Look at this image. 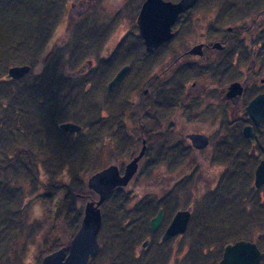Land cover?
<instances>
[{
  "label": "rangeland",
  "instance_id": "rangeland-1",
  "mask_svg": "<svg viewBox=\"0 0 264 264\" xmlns=\"http://www.w3.org/2000/svg\"><path fill=\"white\" fill-rule=\"evenodd\" d=\"M65 1L69 2L77 0ZM90 1L94 5H91L90 11H85L84 13L87 14L79 20H77V18H75L73 14L71 15L69 20L66 19V11H63V14L60 17V11H57L58 15L56 13L57 16H55V20V12L54 14H51L49 16H47L46 14L37 15V13H39L40 11L42 12V14H44V11L42 10H44L46 6H51L52 2L53 5H59L61 0H31L30 8L33 9L34 16L37 15L34 19L33 24H56L55 26H57V28L55 31L58 30V32L60 30L59 26L60 24H62V22L63 24L70 25H68V29H64L62 33L59 34L57 39L52 43L50 48L52 49L51 51H42L40 54H38V56H34L33 59L31 58L32 62L27 63L28 65H30V70L27 73L28 75L25 74L17 81V83L14 81H10L7 85L11 89L9 92L11 94L13 93V101L15 94H17V97L15 98L16 101L19 102L18 110H21L24 114L26 113L25 117H22V119H17V121L19 120L17 124L20 127V134H34L32 136L34 140L32 142L30 141V144L24 143L21 144V146L23 145L24 147H26V149L30 150L31 156L29 162L30 165L35 164L36 169L38 170V179L33 176L36 180L34 181L35 184L33 194H30L29 185L31 181V175L27 170L28 166L21 164L20 160L22 159L19 158V156H16L14 158L15 164L13 167V164H11L12 162H9L13 159L11 139H3L5 141H2L3 147H1L0 157L4 160V163L8 164L9 162V168L6 169L7 164L4 165L3 168H0V189L9 186L10 189L19 188V190H22L24 194H26L23 197L24 200L21 207V216L24 221H21V223H19L18 221V223H16L17 225L14 224V229L9 230L10 233L9 235H7V239L5 240V242L7 243L0 246V264H38L37 262L40 259L39 253L42 251L41 248L43 245H45L46 243L51 244V242L57 243L58 241L66 243L68 239H71L72 235L75 233L74 231H71L72 228L70 227L72 226V222L76 219L74 215H76L80 208L83 210L84 203L90 200L88 199L86 201H74L73 199H63L65 191L60 187L61 185H59V182L63 183V180L65 183L69 182L70 174L66 172L65 168V172L63 171V165L60 166V159L50 158L51 162L47 164L49 167H52L50 168V171H54L53 176H51L50 173L47 172L49 167L46 165L45 161H43V163L41 162V160H47L48 157H50H47L45 153H42V151L45 150L42 148H44L47 143L52 148L54 146L58 147V151H60V153H63V139L67 138V136L63 135V133H57L56 129L53 128L54 126H52V129L49 128V124L52 122V120L46 117V109L49 107V103L51 101H49L48 97L42 96V92H39L46 89L47 85L45 84V79L49 81L48 84L51 85V91L55 94L56 97L57 105L55 112H59L60 115L62 113L63 117H67L64 118V122L70 121L80 125V133L85 134V132H87L83 124L86 122V119H91L92 116L88 114L89 112L94 113V116L97 118H99V116L105 118L110 113H112L110 107L113 106L116 109L120 110L123 107V101L126 100L128 103L124 108L123 121L126 126V133L132 134V132H134L136 129V123H133L134 118L132 117L131 107L142 100L141 91L143 87L145 86L148 79L156 75L158 71L156 68H154L151 72H149V74L147 73L145 75V78H140V80L135 83L137 87H140V90H135L130 87V92L128 93V95L126 93L128 91L126 90L128 88L127 82H130L131 79H134V74L130 75L131 72H126L121 81L113 87L110 93L102 88V86L104 87V84H106V82L108 83L116 70H118L123 65L121 62L122 57L120 55L123 53L119 51L116 53V55H114V51L121 38L126 34L125 29L128 28L126 24L131 23L132 19L130 20V10L128 7V5L131 3V0H100L101 3L100 5H98V7L95 3V1L97 0ZM15 2L17 3L18 0H0V27L7 26L6 24L1 23H5L9 19H16L15 12L12 11V9L16 7ZM85 2H87V0H85ZM128 2L130 3L128 4ZM229 2H234L235 4L240 5L236 8L235 4L229 5ZM249 5H254V7L250 9ZM261 10L264 11V0H199L196 6L192 8L190 13H188L187 15L185 14L184 16H181L179 18L178 24H250V22H252L253 20H256L257 24H264V12L262 13ZM246 11H248V13H246ZM52 19H54V23ZM77 24H81L80 31L78 32L76 30ZM110 24H116L115 29L109 36L108 40H106V42L104 41V44H107L105 50L101 48L98 51L97 47H100L99 45H101L102 41L104 40L102 30H105V25ZM13 26L14 25L12 24H8L7 29L9 30L13 28ZM77 34L78 36H76ZM94 42L99 45L95 44ZM132 59H134L133 55ZM151 59L152 58H149L145 62L148 63L151 61ZM165 60L166 58L163 61ZM4 65V62L0 61V79L2 78V75L6 73V70L9 67V65L3 67ZM81 69L87 70L83 71V73H78V70ZM164 77L166 78L168 77V75H165ZM43 79L44 84L42 85V87H35L39 85L38 83ZM23 84L26 87H32L31 89H29L30 92H25V89H27L28 87L25 88ZM169 85L171 84L168 82L167 86ZM7 94L4 95L3 93L2 95H0V124L2 121L4 122L3 116L8 115L9 111L13 112V108H11L10 106L8 107V101L10 102V98ZM48 94L50 93L48 92ZM151 95H153V93H150L148 95V102L149 100H152L153 96ZM143 104H145L144 101ZM15 107L17 108L18 106ZM15 107L14 110L16 111ZM175 116L176 114L173 115V118ZM143 120L147 123V120H149V118L146 119L144 116ZM115 127L118 128V126ZM120 127H122V123ZM121 129L124 131V127ZM8 132L10 131L8 130ZM185 132H189V128H185ZM228 132L230 133V131ZM76 136V134H73L68 138L76 140V138L78 137ZM229 137L231 136L229 135ZM115 138L119 139L118 136ZM152 140L155 141L153 142V145L150 148L148 154L144 156L141 167H139V169L141 168V171L143 170V172H145V169H143L142 167L144 166V163L147 162V158H150V160L154 159L158 152L157 149H159L157 146L158 140L155 137ZM186 141L188 140L186 139L184 142ZM56 143H58L59 146L56 145ZM231 143L236 144L237 141H232ZM4 144H7V146ZM115 148L116 142L114 141V139H108L105 141V144L101 147L99 155L100 167H105L106 163H108L112 158L116 159L114 160V164L120 166V168L122 164L127 161L128 157L119 156ZM247 148L248 145L243 151H241L239 156H236V154H234L233 156H236V159H242L243 162H246V172H252V175L249 178L250 184H247V189H245V192H242V186H240L239 184H236L235 187V184H231V182L227 183L236 188V192L238 194L235 198H233L234 200L238 197L240 200L242 197H244L245 199L244 201L247 206L244 208L243 216L251 215L250 217L252 218V220H257V214H255L257 212H255L252 205V203L255 201L252 200L251 197H259L260 200L264 201V186L254 188V169L257 164L255 162L254 165L252 158L247 156ZM75 157H77L76 154L75 156L69 155L67 158V162H69L71 159H75ZM196 157L197 160L195 161V163H197L200 168L197 169L198 171L193 173L192 180H190V182L186 184L185 187L187 188V191L178 193L182 198L180 199V201H178V209L189 208L191 210V218L187 227V232L180 237L176 245H171L173 246L171 248L174 251L175 256H178V259H180L181 261H186L187 263L190 261L189 257L186 256L187 246L189 245L190 248L193 242L196 243V241L198 240L197 235L201 232L202 229L198 228V226L200 225L199 222L202 220L200 216V212L203 211L202 205L203 203L205 204L210 202V200L206 199L209 194L217 193V178L220 176V174L223 171L229 173L232 168V163L224 165L221 163V161H216V159L213 160L210 156L209 151L203 154L200 153V155ZM258 157L255 158L257 159ZM234 158L235 157L231 159L234 160ZM55 161L56 164H52ZM187 166L188 165L185 164V166H183L182 168ZM165 168V164H158L155 166L150 176L146 177V175H141V177L138 178L137 181H135L136 175L132 177L131 182L138 183L139 186L133 187L131 186L133 184L132 183L130 186H128L129 188H127V191L131 192L129 204L130 207H132L138 199H141L147 193L151 192L161 196L164 195L168 189L174 188V185L177 181L183 179L185 175L189 174V171H187L186 173L180 172L178 170L169 173L165 171ZM163 178L166 179L165 183L164 181L161 183ZM205 178L207 179L206 182H204ZM54 180H56V183L49 185V181L52 182ZM221 187V189L218 190V193L222 197L223 201L228 200L226 204L233 203V199H231L232 201H230L227 198V193H225L227 187L224 184ZM253 189H257L259 190V192H252ZM27 194L29 195L28 197L26 196ZM2 201L3 200H1L0 198V220L4 219L2 217V215L4 214V204L2 203ZM213 201L214 200L211 201L212 204L215 203ZM172 207L170 206V209ZM67 209L70 211L73 210V212H69ZM176 210L177 209H172L171 211L175 212ZM231 211L232 209L230 210V212ZM230 212L229 216L235 214ZM241 214L242 212H238L237 214H235V216L240 217ZM242 220V217L238 218L237 230H239V228L241 227ZM221 221L223 223L225 222L226 226H234V224L229 220L221 219ZM109 223H106L105 228L103 227V229L101 230V234L104 233L103 237L101 238L103 240L105 239L107 242L106 250L104 245H102L104 248H102V246L99 247L98 253L93 258L94 264H112L113 261L115 264H122L119 261V256H117L118 249H116L117 257L113 255L112 251H110L109 249V237L112 236L111 232L108 231L110 226ZM125 224H127V222H124V225ZM0 226L2 227V223H0ZM1 227L0 236L3 231H1ZM202 231V233L204 234L207 232V229L203 228ZM130 233L132 232L130 231ZM133 233L138 234V230L136 231L134 229ZM239 235H242V237L251 235V241L255 242L258 248L264 251V225H255L251 229L246 230L243 234ZM208 237H211L213 243L206 248V250L209 249L210 251H205V253L203 254L205 255V257L206 255L210 254L209 256H211L212 258V254H216V251L218 249V244L214 243L217 242L216 240L218 238L215 233L208 235ZM232 237L233 233L230 238ZM204 238L202 236V241L204 240ZM130 241H132V246L141 249L140 241L137 238H133L131 234ZM101 242L104 243L102 240ZM165 245H167V243ZM152 250V248H147V250L144 251H148L151 253ZM156 250L157 248L156 246H154V251ZM150 256L151 255H149L148 257L150 258ZM203 256L200 255L199 258H202ZM111 258H113L114 260L112 261ZM192 260H194V255L192 256ZM205 262H208V264H213L212 259L211 263L208 259H206ZM195 263H197V261H195ZM124 264H126V262H124ZM260 264H264V260L261 261Z\"/></svg>",
  "mask_w": 264,
  "mask_h": 264
},
{
  "label": "flooded vegetation",
  "instance_id": "flooded-vegetation-1",
  "mask_svg": "<svg viewBox=\"0 0 264 264\" xmlns=\"http://www.w3.org/2000/svg\"><path fill=\"white\" fill-rule=\"evenodd\" d=\"M143 1L144 0H131V3L128 2V4L130 3L128 5L129 9L130 6L133 7V5L135 9H130L129 17L130 20H132L130 24H126L129 29H125L126 34L121 38L117 47H115L116 52L114 51V55L121 51V53L131 61V64L124 63L122 65L128 66L126 72H131L130 75L134 74L143 79L145 75L147 73L149 74L154 68L158 70L156 75L148 79L141 91L146 95V99L143 100L145 104H143L141 100L135 105L137 106L140 103L146 105L150 93H153V95H151L153 96L152 100H149L150 103L156 100L157 102H161L167 95L168 98H170L172 104L171 109L164 114L162 111L163 116H150L147 123L144 122L143 125L145 127V137H155L158 140V151H160L162 146L165 130L170 131V133L167 134H169L171 138V145L182 149L184 160L182 165L176 170L186 173L189 171V174L185 175L183 179H180L176 183L180 181L183 182L186 179V183H189L190 180H192L193 173L200 168L199 165L195 163L197 160L196 156L200 155V153H207L208 151L213 160L216 159V161H221V163L225 165L231 163L229 157L232 156V158H236V156H239L241 151L248 145L246 150L247 156L252 158L254 165L255 162L258 165L260 161L264 160V158H261V156H264V107L258 121L255 123L254 119L247 113V106L255 98L260 99L258 101V104H261L260 106L264 104V24H257L256 20H253L250 24H178L179 18L190 13L192 8L198 3L199 0H197L192 7L177 16L174 24L170 25L171 37L166 42L159 44L153 51H147L143 38L139 36L136 24V17ZM89 2L88 0L87 2H85V0L65 1L63 11H66V19L69 20L72 14L77 20L85 16L87 13L84 12L90 11V6L94 5L90 0ZM95 3L98 7L101 1L97 0ZM234 4V2H229V5ZM239 5L240 4H235V7L237 8ZM252 6L254 7V5ZM261 12L263 13L264 11L261 10ZM68 25L70 24H63L62 22L59 26V32L58 30L55 31L57 28V26H55L49 38L48 46L45 48L46 52L52 50L50 49L52 43L64 29H68ZM115 25L116 24L105 25V30H102L104 40L101 45L94 42L100 46L97 47L98 51L101 48L105 50L107 44L104 43L112 34ZM80 28L81 24H77V32L80 31ZM76 36H78V34ZM132 55L134 59H132ZM149 58H152V66L150 68L147 67L148 64L144 61H147ZM165 58L167 60H165L166 62L163 61ZM137 60H140L139 64H136ZM81 70H78V73H83V71L87 69ZM118 70H116V72ZM126 72L124 74H126ZM165 75H168V77L165 78ZM18 80L19 79L13 80L7 78L5 73L2 75L0 82L9 83L10 81H14L17 83ZM167 81L171 85L167 86ZM106 84H104V87L102 86L105 91H107ZM133 89L136 90L134 87ZM137 90L140 89L138 88ZM129 91L130 89L128 88L127 92L129 93ZM15 106L18 105L14 103L13 116L10 121L5 122L4 120V122L2 121L0 124V152L1 147H3L2 141L11 139L13 159L9 162H12L11 164H13V166L15 164L14 158L19 155L20 149L27 151L28 155L31 156L30 150L28 151L26 147L23 145L21 146L23 143H20V135L23 137L25 136L31 142L34 140L32 137L34 134H20V127L17 124L19 122V120L17 121L19 117L16 116V114L19 113V106L17 108ZM146 114L147 112L145 115ZM174 114H176V116L173 118ZM62 122L63 120L56 119L54 123L52 120L49 124V128L52 129V126H54L53 128H55L56 131L58 129L60 132H63L59 129V124ZM245 126H250L251 133L249 137L243 134V128ZM185 128H189V132H185ZM8 130L10 132H8ZM228 131H230V133ZM195 135L205 138V145L203 147H199L198 144L195 143L193 139ZM229 135L231 137H229ZM183 139L184 141L187 139L189 142H184ZM142 141L145 142V138L141 139V145ZM232 141H237V143L232 144ZM4 145L7 146V144ZM137 153L138 152L127 159V161L122 164L121 168L118 166L120 174L123 173L126 163L137 155ZM234 154H236V156H233ZM25 155L27 154L25 153ZM144 156L145 151L138 161L137 169L142 163ZM255 157L258 158L256 159ZM9 162L8 164L4 163V160L0 157V168H3L6 164L9 165ZM185 164L188 166L182 168ZM231 165L232 168L235 167V163ZM223 173L224 171L217 178L218 185L220 184V177ZM206 181L207 179L205 178L204 182ZM261 186H264V184ZM254 188L256 187L254 186ZM189 211L191 218V210L189 209ZM175 212L171 211L164 213L162 209L160 224L154 231H150L148 223V229L153 236L148 234L144 239L139 240L141 249L135 246L130 247L131 261L128 264H134V262L141 259L146 261L150 258L153 259L156 264H193V255H190V253L192 252L191 249H196L197 247L194 248L190 246L189 248V245L187 246L186 256L190 259L188 263L178 259L179 257L175 256L171 248L173 247L171 245H176L180 237L187 232V228L182 234H177L161 241V237ZM143 242H146L145 246H142ZM166 243L167 245H165ZM154 246L157 248L156 251H154ZM207 247L208 246H205L203 249L199 247L202 251H200L201 256L204 255L203 253H205V251H210L209 249L206 250ZM147 248L153 249L151 253L144 251L147 250ZM221 254L222 250L220 252L218 247L216 254H212V258L209 256L210 254L206 255V257L204 255L202 258H199L201 263L197 264H208V262H205L206 259H208L210 263L212 259L213 264H218ZM149 255H151L150 258L148 257Z\"/></svg>",
  "mask_w": 264,
  "mask_h": 264
},
{
  "label": "trees",
  "instance_id": "trees-1",
  "mask_svg": "<svg viewBox=\"0 0 264 264\" xmlns=\"http://www.w3.org/2000/svg\"><path fill=\"white\" fill-rule=\"evenodd\" d=\"M3 1V0H2ZM175 1V0H172ZM16 3V2H15ZM31 0H18L16 3V7L12 9L13 12H15L16 19L12 20L9 19L5 23L1 24H12L14 25L13 28L7 29V26L5 27H0V61L4 62V66H10L11 65H20V64H27L32 62V59L34 56H38L42 51H45V48L48 46L49 38L54 30V26L56 24H33L34 19L37 15H51L54 14V19L55 16L58 15L57 11H60L59 17L63 14V6L65 4V0H61L59 5H53V2L51 6H46L44 8V11L42 12L39 11L36 16H34V11L31 9ZM252 5H250V9H252ZM135 9L134 5L133 7L130 6V9ZM30 9V10H28ZM129 9V10H130ZM131 11V10H130ZM57 13V15H56ZM248 13V11H246ZM52 19V21L54 20ZM56 20V19H55ZM51 21V22H52ZM54 23V21H53ZM10 28V26H9ZM122 57V64L124 63H129L131 64V61L128 60L123 54H121ZM32 58V59H31ZM126 59V60H123ZM146 61V60H144ZM140 60H137L136 64H139ZM151 61L148 62V68H150ZM52 71V70H51ZM28 75V74H27ZM145 75V74H144ZM141 77L134 75V79H131L130 82H127L128 88H140L136 87L135 83L140 80ZM142 79V78H141ZM47 82V83H46ZM49 81L45 79V84L46 89L44 91H39L42 92V96L48 97L49 101H51L49 104V107L46 109V117L50 118L51 120L54 121L57 118V120H63V114H59V112H55L56 110V97L55 94L52 93L51 91V85L48 84ZM9 83L7 82H0V95L4 93V95L7 94L8 90V97L10 98V102L8 101V107L10 106L13 108L14 103H16L19 106V102L16 101L17 94L14 96V101L12 99L13 93L11 94L9 91L11 90L9 86H7ZM25 84V83H24ZM23 84V86H24ZM39 85L35 87H42L44 84V79L38 83ZM27 88L26 86H24ZM32 88V87H31ZM30 86L25 89V92H28L29 89H31ZM128 88L126 90H128ZM38 89V88H36ZM27 90V91H26ZM30 92V91H29ZM48 92L50 94H48ZM130 92V91H129ZM60 93V91H59ZM128 95V92H126ZM21 94V93H20ZM141 97L142 101L146 99V95H144L141 92ZM124 100V99H122ZM13 102V104H12ZM128 102L126 100L123 101V107L118 110L115 107H110L111 112L107 117L102 118L99 116V118L94 116V113H88L92 117L91 119L88 118L86 119V122L83 124L86 131L85 134L76 132V133H68V132H60L57 129V133H63V135L67 136L66 139H63V153H60L58 151V147L54 146L53 148L49 146L47 143L46 146H44L45 149L42 151V153H45V155L50 156L48 157L47 160H41L45 161L46 165L51 162L50 158L53 159H60L61 164L60 166L63 165V171L68 172L70 174V181L65 183L63 180L62 182H59L60 187L63 188L65 191V195L63 199H73L74 201L76 200H81V201H86L88 199H95L96 195L86 187V182L85 179L88 177L90 174L94 173L95 171L100 170L103 167H100V151L101 147L105 144V141L108 139H114L116 142V148L115 150L117 151V154L119 156H127L128 159L132 157L133 154H135L138 151L139 146H141V139L145 138V155L148 154L150 148L153 145V142L155 140L154 137L146 138L144 135L145 132V127L143 125L144 123V116L145 118H149L150 116H156V115H162L166 113L169 109H171L172 104L170 98H168V95L164 97L161 102L154 101L152 103L148 102L147 105H143L140 103L139 105H133L131 107L132 109V117L134 118L133 123H136V129L132 134L126 133L125 131V123L123 121V116H124V108L127 106ZM10 104V105H9ZM153 104V107H152ZM21 105V103H20ZM99 110V109H98ZM101 110V109H100ZM147 112V117L145 113ZM154 112V113H153ZM26 114V113H25ZM24 113H22L21 110H19V113L16 114V116L19 117V119H22V117H25ZM8 116V117H7ZM13 116V112L9 111L8 115L3 116V120L5 122H9L11 117ZM21 116V117H20ZM163 116V115H162ZM85 117V116H84ZM79 122V121H78ZM122 123V127L121 126ZM124 123V125H123ZM82 125V126H83ZM115 126H118L116 128ZM124 127V131L121 129ZM164 136L162 139V148H160V151L157 152L156 156L154 159L147 158V162L144 163V166L142 167L145 169V172L143 170L141 171V168L139 169L138 167L135 175V181L138 180V178L141 177V175H146L150 176L151 173L153 172V169L155 168L156 165L158 164H165V171L167 172H173L176 171L178 167H180L183 163V156H182V149H179L177 146H172L171 145V138L169 136L170 131L165 130L164 131ZM76 134L77 138L75 139H70L68 137H71V135ZM119 137L115 138V137ZM20 143H28L30 144V140L26 138L25 136L23 137L20 135ZM56 145L59 146L58 143ZM79 151H78V150ZM19 151V158L21 164H24L28 166V171L29 174L31 175V181L29 185V193L33 194V189H34V181L38 179V170L36 169L35 164L30 165V156L28 155L27 151H23L20 149ZM28 150V149H27ZM29 151V150H28ZM27 155H25V153ZM76 156L75 159H71L69 162H67V158L69 155ZM46 157V158H47ZM45 158V159H46ZM232 158L229 157V161ZM261 158H264V156H261ZM116 159L112 158L109 160V164L115 163ZM106 163V166L108 165ZM231 163H235V167L232 168V170L227 173L224 172L221 177H220V184L217 186V193H212L209 194L208 197H206L207 200H210L209 203H201L203 206V211H201V221L199 222L200 225L198 228H204L207 229L206 233L201 232L197 235L198 240L193 242L191 244L192 247L196 249H191L192 252L190 255H194V262L197 261V263H201L199 256H200V248L202 249L205 246H209L213 243L211 240V237H208V235L215 233L217 236V243L219 250L221 252L222 247L234 240L238 239H246V240H251V235H246V237H242L244 231L251 229L255 225H264V201L260 200L259 197H251L252 200L255 202L252 203L253 209L255 210V214H257L256 219L257 220H252L250 216H243L244 215V208L247 206L245 203L244 197L239 199H233L237 196L236 192V184H239L241 187L242 192H245V189H247V184L249 183V178L252 175L251 171H247L245 169V164L246 162H243L242 159H231ZM37 164V163H36ZM52 164H56V161L53 162ZM45 165V166H46ZM6 169L9 168V165H6ZM48 166V165H47ZM14 167V166H13ZM49 167V166H48ZM50 168H48V173H50L51 176L54 175V171H50ZM65 168V169H64ZM60 171V170H59ZM36 178H34V177ZM132 180V179H131ZM130 182L125 186V187H116L113 189L107 196L105 197L104 201L100 205V213H101V227L99 230L98 234V240L100 242V247L104 245L105 250H106V240L102 239L104 233L101 234V230L103 227L105 228L106 223H109V232H111L112 236L109 237V249L112 251L113 255L116 256L117 252L116 249H118V255L119 256V261L124 264H128L131 259H130V247L133 245L130 241V234L133 238H137L138 240L144 239L146 235L151 234V232L148 229V223L149 220L156 214L157 210L159 208H162L164 213L169 211L170 206L172 207L169 212H171L172 209H178V201H180L181 195L178 193L187 191L186 182L187 179L184 180L183 182H178L175 183L173 189H168L164 195H157L156 193H147L145 194L141 199H138L132 207H130V191H127L128 186H130L133 182ZM160 180V179H159ZM166 181L165 178L161 181V183ZM227 182H231V184H235L234 186H231V184H228ZM56 180L54 181H49V185L55 184ZM160 183V182H159ZM225 185L227 193V198L232 201L233 203L226 204L228 200L223 201L222 197L218 193V190L221 189L222 185ZM131 186L133 187H138V183H133ZM8 187V188H7ZM221 187V188H220ZM246 187V188H244ZM17 191V192H15ZM179 191V192H178ZM235 191V192H234ZM259 192L257 189H253L252 192ZM236 193V194H235ZM26 194V193H25ZM24 192L22 190L18 189H13L9 188V186H6L5 188L0 189V198L2 203L4 204V214L2 217L4 219L0 220V223H2L1 227V236H0V246L6 244L5 240L7 239V235H9L10 231L14 229L13 226L14 224L21 223V221H24L22 218L21 214V207L22 203L24 200ZM27 197L29 196L28 194L26 195ZM231 197V198H230ZM65 199V200H66ZM5 200V201H4ZM214 200V204L211 203V201ZM249 203V202H248ZM225 204V205H224ZM251 204V203H250ZM232 211L230 212V210ZM257 209V211H256ZM68 210V209H67ZM253 210V211H254ZM69 212H73L68 210ZM215 212V213H214ZM230 213H235L237 214L238 212H242L241 216L243 220L241 221V227L239 230H237L238 227V218L235 216V214L229 216ZM75 220L72 222V228L71 231H76L79 227L81 217H82V209L80 208L79 211L76 213ZM110 216V219H109ZM219 216V217H218ZM1 217V216H0ZM231 218V219H229ZM223 220H229L231 223L234 224L233 227L230 225L226 226L225 222L223 223L221 221ZM235 221H233V220ZM124 222L127 224L124 225ZM227 223V222H226ZM17 225V224H16ZM108 227V225H107ZM134 229L137 231L138 234L133 233ZM130 231L132 233H130ZM235 231V233H234ZM103 232V231H102ZM198 233V231H197ZM233 233V237L230 238V236ZM238 233V234H236ZM128 234V235H127ZM153 236V234H151ZM204 240L202 241V236ZM227 237H226V236ZM33 240V239H31ZM69 240L66 243L63 242H51V244H45L41 248V252L39 253V261L37 262L40 264L41 258L48 254L51 251H54L61 246H67L69 244ZM101 240L104 242L102 243ZM199 244V245H198ZM102 246V248H104ZM101 248V249H102ZM199 251V252H198ZM129 253V254H128ZM129 255V256H128ZM116 256V257H117ZM112 261L114 260L111 258ZM199 261V262H198ZM114 263V261H113ZM112 263V264H113ZM196 263V264H197ZM88 264H94V259L91 258L89 260ZM115 264V263H114ZM134 264H156V262L153 259H147L146 261L144 260H138L137 262H134Z\"/></svg>",
  "mask_w": 264,
  "mask_h": 264
},
{
  "label": "water",
  "instance_id": "water-1",
  "mask_svg": "<svg viewBox=\"0 0 264 264\" xmlns=\"http://www.w3.org/2000/svg\"><path fill=\"white\" fill-rule=\"evenodd\" d=\"M197 0H144L136 17L138 33L144 40L147 51H153L159 44L166 42L170 37V25L174 24L177 16L192 7ZM128 66H122L106 84L107 92H111L114 85L120 81ZM30 70V65H12L6 70V77L17 80L22 78ZM253 99L247 106V113L258 121L263 111L264 104L260 106L258 101ZM59 129L64 132H78L80 125L66 121L59 124ZM250 126L243 128V134L249 137ZM199 147L205 145V138L199 135L193 137ZM145 151V142L130 161H128L120 174L118 166L109 164L106 167L90 174L86 179V186L97 195V199L88 200L84 203L83 214L80 225L72 235L67 247L49 252L41 258L40 264H88V261L99 250L97 240L98 231L101 226L100 205L107 194L113 189L125 186L137 170L139 159ZM253 184L256 188L264 184V160L260 161L254 170ZM162 209L149 220V229L154 231L160 224ZM190 218L189 209L177 210L165 232L161 237L164 241L177 234H182L187 228ZM146 242L142 243L145 246ZM264 260V251H261L254 242L239 239L226 244L222 249L221 258L218 264H260Z\"/></svg>",
  "mask_w": 264,
  "mask_h": 264
}]
</instances>
